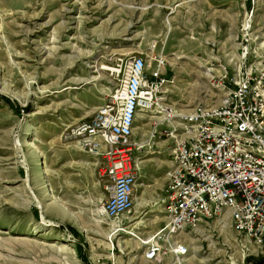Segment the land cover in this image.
Here are the masks:
<instances>
[{
	"label": "rangeland",
	"instance_id": "rangeland-1",
	"mask_svg": "<svg viewBox=\"0 0 264 264\" xmlns=\"http://www.w3.org/2000/svg\"><path fill=\"white\" fill-rule=\"evenodd\" d=\"M160 53L168 109L221 104V80L264 66V0H0V264H179L172 254L146 258L145 242L163 224L180 138L165 131L185 118L169 125L163 110L139 112L135 204L116 221L97 213L108 195L103 157L66 133L117 87L99 67ZM178 238L189 248L180 264H264V240L229 217Z\"/></svg>",
	"mask_w": 264,
	"mask_h": 264
},
{
	"label": "built area",
	"instance_id": "built-area-1",
	"mask_svg": "<svg viewBox=\"0 0 264 264\" xmlns=\"http://www.w3.org/2000/svg\"><path fill=\"white\" fill-rule=\"evenodd\" d=\"M167 63L162 53L150 59L143 54L118 57L110 70L118 80L115 90L91 118L67 129L69 137L80 139L84 147L103 157L99 174L109 180L108 195L97 210L103 219L119 220L135 204L136 121L141 110L167 109L162 103ZM253 80H261L258 93H251ZM219 85L230 88V95L222 96L227 107L208 112V105L198 103L190 114L207 115L202 128L173 125L165 131L180 138L161 197L167 220L146 240L145 257L150 260L152 255L172 254L180 264L189 248L179 235L201 221H223V213L215 212V202L223 203V211L245 213L242 230L250 231V239L256 242L264 240V163L256 160V153H264V66L240 69L235 78H224ZM253 99H260V107H253ZM171 121L165 118L167 124ZM238 129L252 131L253 140H242ZM189 134H196L194 143H184ZM231 224L235 227V220Z\"/></svg>",
	"mask_w": 264,
	"mask_h": 264
},
{
	"label": "bare ground",
	"instance_id": "bare-ground-1",
	"mask_svg": "<svg viewBox=\"0 0 264 264\" xmlns=\"http://www.w3.org/2000/svg\"><path fill=\"white\" fill-rule=\"evenodd\" d=\"M95 63H96V61H95ZM96 67H98V65H94L91 68H96ZM101 67L98 68V71L111 70L110 67H102V68ZM259 89H261V80H253V83L251 84V93H258ZM226 91H227L226 95H230V88H228V90H226ZM220 107H227V99H223V101L219 105L208 107V112H216L219 110ZM253 107H260V99H253ZM170 109L167 108L166 110H163L166 113L167 118L169 117L171 120H173L172 118H174V117L185 118L184 119L185 121L182 123H180L181 121L176 122V123H178V126H180V128H182V129L194 130V129L202 128L203 122H207V115L206 114H195V115L190 114L191 112H193V109L187 111L188 113L183 112V111H180V112L174 111V110H170ZM142 111L143 110H141L140 112H142ZM138 116H139V114H138ZM182 125H184V127ZM238 136H241L242 140H253V132L252 131H245V129H238ZM195 141H196V134H189L187 136H184V143H194ZM90 151L93 152L94 154L98 155L97 152H95L93 150H90ZM256 160H261V163H264V153H256ZM136 185H137V183H133V193H135ZM215 212L216 213H223V220H225L226 217L231 218V220H235V228L239 232L244 233L246 236H248L250 238V231L242 230V220H245V213H237L236 211H232V210L223 211V203L222 202H215ZM116 220L117 219H114V221H116ZM113 225H118V224L116 222H114ZM145 244H147V243L145 242ZM157 257H158V255H152V259H156Z\"/></svg>",
	"mask_w": 264,
	"mask_h": 264
},
{
	"label": "crops",
	"instance_id": "crops-1",
	"mask_svg": "<svg viewBox=\"0 0 264 264\" xmlns=\"http://www.w3.org/2000/svg\"><path fill=\"white\" fill-rule=\"evenodd\" d=\"M86 119H88V118H86ZM172 159H173V157L171 158V165H172ZM59 205L60 204H58L57 202L56 203H52L50 208L51 209H55L57 212L63 211L64 212V216H65V220L68 221V223H70V225L72 227H74L75 229H77V231L79 233L84 234L87 230L83 228V226H85V224L82 222V220H80V219L79 220H76L74 218V213L72 211L63 210L61 208V206H59ZM161 213L164 214V215H162V218H163V224L161 226V228H162L165 225L167 218H166V213L165 212H161ZM102 231L103 232H106L104 229Z\"/></svg>",
	"mask_w": 264,
	"mask_h": 264
}]
</instances>
